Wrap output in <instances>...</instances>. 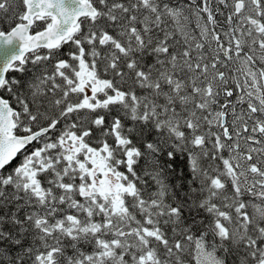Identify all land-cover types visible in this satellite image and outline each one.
Here are the masks:
<instances>
[{"label": "snow or ice", "instance_id": "obj_1", "mask_svg": "<svg viewBox=\"0 0 264 264\" xmlns=\"http://www.w3.org/2000/svg\"><path fill=\"white\" fill-rule=\"evenodd\" d=\"M0 264H264V0H0Z\"/></svg>", "mask_w": 264, "mask_h": 264}]
</instances>
